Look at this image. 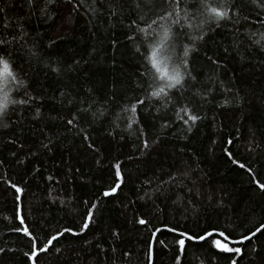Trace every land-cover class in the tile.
I'll return each mask as SVG.
<instances>
[{
	"label": "trees",
	"instance_id": "16d2710c",
	"mask_svg": "<svg viewBox=\"0 0 264 264\" xmlns=\"http://www.w3.org/2000/svg\"><path fill=\"white\" fill-rule=\"evenodd\" d=\"M138 2L120 0L113 8L116 15H111L109 5L100 0H55L44 13L39 10L44 0H38L33 14L26 10V0H0V24L7 21L9 31L15 30L14 22L22 24L30 36L27 48L49 62L46 69L29 61L27 48L20 44L9 57L28 91L40 99L31 109L24 106L19 120L13 117L17 122L0 132V264H31L32 242L14 231L21 226L18 203L23 227L38 245L56 237L46 251L37 253L35 264H148L157 229L193 237L223 231L236 240L264 223V192L251 182L255 178L264 183V52L250 51V41L233 43L237 31L243 35L247 28L257 36L264 31L259 23L264 0H256L261 7L236 0L242 15L253 22H221L222 27L207 33L200 51L189 52L191 70L201 83L183 95L172 90V102L148 97L152 89L146 82L138 86L148 52L145 40L160 31L152 25V35L140 36L134 22L146 27L145 21L150 24L157 13L138 10ZM235 10L229 8L230 14ZM187 31L173 28L174 33ZM172 43L178 63L192 41L180 36ZM209 55L223 68L216 83L205 84V73H211ZM55 61L63 66L60 76L50 71ZM72 64L78 68L68 72ZM220 81L231 92L221 90ZM15 87L9 85V94L19 99L23 90L17 93ZM207 87L213 91L203 101L192 94ZM234 96L240 98L239 106ZM226 97L232 102L224 105ZM136 100L143 103L136 105L132 123L133 114L122 109ZM185 107L199 115L195 124L184 123ZM84 108L89 111L79 112L77 128L69 131L67 119ZM117 163L122 181L114 194L104 196L117 183ZM12 185L22 189L19 202ZM89 210L92 216L82 230ZM139 219L146 223L139 224ZM179 238L158 232L152 264H264V230L243 244L230 245L241 248L239 256L213 248L211 239L216 237L186 240L181 251Z\"/></svg>",
	"mask_w": 264,
	"mask_h": 264
},
{
	"label": "snow or ice",
	"instance_id": "6c2138e0",
	"mask_svg": "<svg viewBox=\"0 0 264 264\" xmlns=\"http://www.w3.org/2000/svg\"><path fill=\"white\" fill-rule=\"evenodd\" d=\"M95 3L96 0H93ZM251 2L256 5V7H261L260 4L256 3V0H251ZM55 0H44V8H40V12L44 13L45 9L49 6L53 5ZM100 3H107L109 5V12L111 15H116V12L113 11V8H118L120 6V0H100ZM27 11L33 12L38 6V0H26ZM192 5V6H190ZM136 8L138 10H146L153 11L155 10L157 13L156 19H152L151 23H147L145 21L146 27H139L138 23L134 22V25L138 33L141 37H147L152 35L149 29H151L152 25H157L160 31L156 33L151 40H145V43L148 47V52L144 56V63L141 65L143 71L140 72V77H143V81L140 85L143 87L144 83H147V88H151L152 91L148 93V97L153 99L163 98L166 102H172V90L176 92H180L183 95V92L188 90L191 91L193 88H196L197 85L201 83L199 77L194 75L192 72L191 61L188 59L189 52H198L200 51L199 45L206 40L207 33L214 27H222L223 24L221 22L232 21L233 23L239 24L241 19L248 23H252L253 21H249L247 16H243L237 7L236 0H139L136 4ZM229 8L236 9L232 11L231 14L229 12ZM96 9H93L95 12ZM162 11V15L160 12ZM4 12V8L0 7V13ZM146 14V13H145ZM51 15H48V19H51ZM23 19V18H21ZM159 22V23H158ZM260 24H264V17H261ZM179 27L181 29H188L187 32H178L174 33L173 28ZM10 25L7 21H4L0 24V132L5 129H10L11 125L17 122L20 118L21 112L24 110V106H27L29 109L33 107L34 101H39V97L33 96L32 93L28 91V87L25 85V81L21 79V76L13 65L14 61L10 60L9 57L12 56L15 45L20 44L21 47L27 48V40L30 38L29 32L24 28L22 24L14 22V31H9ZM231 31V29H229ZM180 36H187V38L192 41V46L185 47L183 52V57L179 58V62L173 58L172 49L174 44L172 41L178 40ZM255 37V38H254ZM132 39V37H129ZM249 50H258L264 52V31H261L257 36L255 32L251 34L248 33L247 28H245L244 34L241 35L239 31L235 33L234 45H239L244 42H249ZM139 51V49H137ZM232 52L239 55V48L233 47L231 49ZM7 53V55H5ZM28 59L29 61L39 62L44 64L46 69L49 68V62H45L39 51H34L32 48H27ZM207 60L211 66V73H205L206 79L204 81L205 84L208 83H216L219 79L217 73L223 68V65L218 62V60L213 56H207ZM28 62V61H26ZM52 66L50 67L51 73L56 76H60L63 71V66L58 62H50ZM78 68V64H72L67 67L68 72H72ZM25 76L27 73L24 74ZM9 85H15V92L19 93L23 90V95L16 99L14 96H10L9 94ZM221 90L225 92H231L230 87H226L223 81H220L218 85ZM213 89L211 87L203 88L200 91H195L192 94L194 96L199 97L202 101L207 98L208 93H211ZM203 92V95H201ZM63 95V93H62ZM233 100L236 103V106L240 105V98L238 96H234ZM227 97L225 98L223 103L227 105L231 103ZM91 103H96V101H91ZM107 103V101H105ZM143 100H136L134 104H131L130 107H125L122 110L125 112H131L133 114L132 123H136L134 117L137 113L138 109L136 107L137 104H142ZM181 103L189 104L188 101L182 100ZM19 105L20 107H16ZM221 106L217 104V107ZM191 107V104H189ZM189 107L183 108L184 115L187 117V120L184 123H188L189 121L192 124H195L196 121L200 118L197 113H193L189 111ZM11 108V110H10ZM37 114H39V107L36 108ZM89 109H78L77 113H74L70 119H67L66 123L69 127V131L78 126L77 115L79 112L87 113ZM93 117H96L95 113H92ZM103 115V113H100ZM13 117H16L17 120H14ZM36 117H33L35 119ZM22 122V120H20ZM83 131H87L86 128L81 126ZM189 130H191L189 128ZM111 135V133H109ZM140 136H144V132L141 131ZM83 139L87 141L89 137L84 135ZM9 143H13V140H9ZM143 148L148 147L147 140L142 141ZM44 148H47V144L41 145ZM89 147L93 146L89 144ZM233 164L237 162L235 160L232 161ZM239 167L245 169L244 164H239ZM115 168V178L117 183L115 186L109 189V191H105L103 193L104 196H109L111 193H115L116 189L120 186V182L122 181V175L120 172L119 163L113 165ZM249 171L250 169H245ZM256 188L260 189L264 192V183L259 182L257 179L253 178L251 181ZM15 188L16 200L19 202L21 197L20 193L22 189L12 185ZM95 207V205H93ZM92 212L88 211V216L85 217V222L82 226L86 228L87 221L91 218ZM16 219L20 221V227L14 229L16 232H22L25 237H27L32 242L31 254L28 255V260L31 261L33 257L37 255L38 252H44L48 249V246L52 244V241L56 239L55 236L51 237L47 244L40 246L37 244L34 236L29 232V230L23 227V220L20 216L19 211V203L17 204V214ZM138 223L144 225L146 223L145 220L139 219ZM255 227V226H254ZM264 230V223H260L258 227H255V231L251 233L252 236H255L256 233H260ZM160 231L159 229L156 230ZM167 231L174 232L175 230L172 228H168ZM65 232H70L72 235H76L75 232H72L71 229H65ZM153 236L156 235V232H153ZM179 239L176 240V244L179 246V250H183L185 246V242L198 240V241H207L209 237H216L211 239V246L215 248L217 251L221 253H235L237 256L241 254L240 247H230V244L239 243L243 244L245 240L250 239V236L245 235L241 237L239 241H233L225 232L223 231H213L207 232L204 235H200L198 237H193L184 232H179ZM3 249H0L2 252ZM152 258V247L151 244L149 246V264H151ZM179 260V257H177ZM232 264H236L235 261Z\"/></svg>",
	"mask_w": 264,
	"mask_h": 264
},
{
	"label": "water",
	"instance_id": "95a60500",
	"mask_svg": "<svg viewBox=\"0 0 264 264\" xmlns=\"http://www.w3.org/2000/svg\"><path fill=\"white\" fill-rule=\"evenodd\" d=\"M112 194H114V193H111L110 195H112ZM159 230H160V231H167L166 228H160ZM160 231H158V232H160ZM155 232H156V234L158 233L157 231H155ZM168 232H169V231H168ZM171 233H174V234L178 235V232H171ZM155 236H156V235H155ZM155 236L152 235V237H151V241H150L151 247L153 246V242H154V238H155ZM178 236H179V235H178ZM248 236H250V238L253 237L251 234L248 235ZM209 238H210V237H209ZM240 239H241V238H240ZM240 239H236V240H233V241H239ZM248 240H249V239H248ZM248 240H245L244 242H246V241H248ZM190 242L197 243V242H202V241L192 240V241H190ZM230 245L236 246V245H240V244H239V243H233V244H230ZM34 258H35V257H33V259L31 260V264H35V263H34ZM148 264H149V260H148ZM151 264H152V258H151Z\"/></svg>",
	"mask_w": 264,
	"mask_h": 264
}]
</instances>
